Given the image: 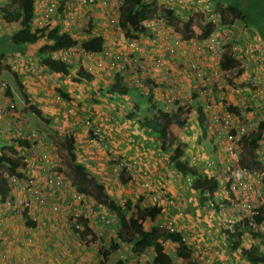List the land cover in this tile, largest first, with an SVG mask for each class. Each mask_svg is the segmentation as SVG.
Wrapping results in <instances>:
<instances>
[{"label": "crops", "instance_id": "crops-1", "mask_svg": "<svg viewBox=\"0 0 264 264\" xmlns=\"http://www.w3.org/2000/svg\"><path fill=\"white\" fill-rule=\"evenodd\" d=\"M8 1L9 0H3L0 5L1 8L5 7V4H7ZM189 1L192 4L194 0ZM60 4L62 6L61 8L64 10L63 14L71 16V18H67L70 26H64L65 20H63V18L66 16H63L61 10L58 9L57 13L50 21V27L57 26V28L62 29V31H66L67 33L71 34L77 39L78 42H80V40H84L86 35L88 37H91L92 34L101 35L103 38V49H106L110 52L118 51V49L121 50L122 48H124L122 51L125 50V48L127 49V46L125 45L119 46L118 43L121 42H119L118 34L113 30L112 27H110L107 23L105 24L104 21H98L100 19L97 18L101 17V13L98 12L99 10L95 11V13H91L94 17L93 20L91 18L82 19V13L90 10L91 6L81 3L80 0L60 1L59 6ZM244 6H246V3ZM167 9L172 10L170 7ZM192 17L193 16H189L187 18L192 20L191 22L193 23V29L194 22H196V20ZM197 20L199 24L202 22L201 19ZM235 20L237 19L233 20V24H235ZM165 23L167 25V22ZM88 24L91 25V33L89 35L81 33ZM160 26H162L161 22L157 21L153 27L148 29L146 28L145 34L139 35L137 38L139 44L142 45V47L143 43L148 45L145 47L148 49V51H145L144 49V52L141 51L140 54L136 53L137 56L142 57L143 59L141 61L142 67L145 65L143 69V72L147 75L144 76L147 78L145 82L147 84L151 83V80L153 81V79L163 82L162 78L155 77L156 71L158 69L153 66V63H151L154 56L161 57L163 61L165 60L164 62L167 63L166 65H168V68H170L172 71H175L174 73L176 79L174 77L171 79H175V81L178 79V81L181 82L180 84H184V90L187 91L185 94H190L185 97L184 103L181 104V101L179 102L180 106L185 105L189 107L186 111V124L179 129L176 127L171 128V132L175 134L176 138H174V141L171 144L166 137L164 140L165 144L163 145V150H161L159 147L161 146V141H163V136L151 134L147 135V133H144L137 124L140 114L139 108L136 111V115L138 117H136L135 120L133 118L129 119L126 117V115L129 113L131 108L125 106V108L123 107V111L119 112L113 108L114 104L112 105L111 100H107V98H103L97 93L99 84H101L102 88H104L112 82L110 81L109 76L103 79L99 73L97 75L98 78L96 77V81L86 89L81 83H75L69 80L67 81V79H70L72 76L71 74L61 77L58 74H52L44 69V67L38 62V41L30 44H16V49H13L14 51H12V57H14V59L19 63L16 65L15 70L12 72H4L2 77L4 78V75H8L7 77L14 81L16 87L20 91L23 101L26 99L28 100L29 104H32L37 109L40 108L39 111L41 112L39 118L47 117V119L50 118L54 122L59 121L62 123V125H71V123H73V127L77 128L78 134L73 139L74 143L72 151L77 152V157H79L77 161L82 162L88 170L91 167V170L95 171V175L99 172V170L103 171L104 165L107 167L108 162H106V160L103 158L97 159L96 155H94L95 152L91 147L92 145L87 143V135L89 133L87 132L88 130L86 131L87 128L83 130L78 126L79 122H81V117L89 118L94 125L100 128L101 132L103 133L102 136L108 140L110 145L112 144L114 147V150L117 153V158H115L121 160L124 162V164H130L133 166V173L131 175L136 174V179L144 181L145 179L147 180L150 178L155 181L156 187H159L160 185L164 188H167L169 186V192L172 193L171 197H169L173 201L174 205L178 203L181 206L180 209H182V213L179 215L178 219L180 228L182 229V237H188L187 240H191L189 239V236H193L194 233L196 234L194 241L198 253L194 252L195 257H209L211 258L210 260H212L211 264H246L244 257L240 255L238 249L232 251L231 253H228L225 249V246L223 245L225 238L222 233L218 231L214 222V217L217 216V212L212 217L210 212H208L206 209L204 210V207L201 206L197 200V193H195V191L191 190L190 188H188V190H186V188L184 189L183 185H185V183L183 180L186 177H182V175L177 173L172 168V151L174 146L177 144L184 143L183 145L185 149L183 148L184 152L182 158L185 159L189 164H194L196 162L203 163V161L206 160V156L212 160L217 157V153L213 152L215 147L213 140L212 142H208V140L213 137L211 130L212 127H210V117L212 114L211 112L220 111L221 113L223 111H221L222 109L220 104L218 107L214 103L215 98L211 96L209 100L206 99L208 95L205 96L199 94L198 97L195 98L197 92L196 84L193 82L195 81L194 77L187 70V62L188 60L190 61L196 58V56H194L196 53V47L178 44V49L181 51L179 55H177V50H175V54L173 55L174 57L166 53L164 45L167 44V42L165 40H157L161 35L160 33L162 29ZM196 26H198L197 22ZM246 26L248 28H253L248 25ZM37 27L38 24H36V20L33 19L32 28ZM18 28V22L9 23L2 18V14L0 13V37L7 38L8 41H11L10 36ZM253 32L258 35L256 31ZM150 44H154L157 46L155 48L158 49H153L149 46ZM71 49H76L79 52V59L82 53L79 45L77 44ZM1 55H10V53H0V56ZM133 58L135 57L133 56ZM205 59L206 58L199 59L202 66H204ZM179 62H182L183 64V66L180 65V68L178 67L179 64H177ZM83 64L85 65V63ZM27 66L31 70H27ZM38 67L41 68L40 72H37ZM35 71L40 74L42 79H38L39 77L37 76L39 75H35ZM247 71L249 79L254 77L255 83H264V73L262 74V72H255L253 74L249 67H247ZM105 72L107 71H104V73ZM108 74L110 75V73ZM47 75H49L52 79H44ZM241 77L243 78V74L242 76L234 77V80H232L234 81L233 84L235 85V81H238L241 84ZM165 79L167 80V78ZM229 79H232V77ZM4 80L6 81L5 78ZM46 80H48L47 82H51L50 84L53 85V87L49 86L47 88L44 85ZM66 82H68V84ZM7 85L9 90L6 92V94L12 98V93L14 94V92L12 91L8 82ZM77 86L84 87H81V89ZM170 87L172 88V86ZM170 87L169 90H171ZM56 89L59 90L56 91ZM61 90H63V92L68 95L67 99L63 96V99L59 98V95H57L58 93H61L62 95L64 94L60 92ZM211 90L213 91V89ZM136 92L138 96H142L141 92H138L137 90ZM233 96L234 98L229 97L230 102L228 100H226V102H228V105L240 108H234V110L236 109V111L239 113V117H242V120H244V118H248V123L252 127L251 131L255 130L257 124L264 120V117L261 119L260 116V113L264 112V109H261L260 106L261 104L264 105V99H262L264 96H258V99H251L247 94L246 88L236 90L235 95ZM151 97H153V95ZM125 99L127 100L129 98L127 97ZM155 101L158 102L157 100ZM253 102L259 105L260 108L257 106L253 108ZM19 107L20 106H18V108ZM22 107H24L23 109L27 110L25 101L24 106ZM197 107L202 109V113L200 112L202 114L201 117L198 114ZM248 107L253 108L251 110L252 112L250 111L251 114L249 115L246 114V112H248L246 111V108ZM71 108H73L74 111ZM103 109H105L106 112H104ZM71 111H73V113H71ZM99 111L101 114H99ZM60 127L63 128V126ZM210 146L211 149L209 150L208 148H210ZM254 151L255 153L261 151L260 153L264 154V130L262 131L258 146ZM260 156L262 157V155ZM86 160H88V162H86L88 164L84 163ZM34 176L36 184L42 187L47 201L43 206L34 203L29 210L25 211L24 218L21 216L17 217L10 211H6L4 213L3 222L0 224V243H2L3 246L4 256L2 259H0V264H99L100 256L97 254V250L95 251L96 253H94L92 249V251L87 254L86 252L83 253L81 250H84L86 247L90 246L84 245L83 248L80 247L79 251L75 248L77 245L81 246L83 243L79 240L77 241L78 238H76V241L79 243H76L74 240L70 223V220H72L71 215L77 210L80 211V215L86 212L83 213L81 211V206H79L78 202L74 201L66 191L60 192L48 188L45 185L44 173L42 171H39L36 174L34 172ZM226 178L227 175L224 174L220 182L225 183ZM122 179L117 182L123 183ZM136 179L134 182H136ZM129 180L130 178L127 181ZM116 190L119 192L118 187H116ZM165 192L167 191L165 190ZM15 194L20 195L19 192H15ZM112 195H115V193ZM2 198H4V195H2ZM174 205L167 204L166 200L162 199V212L159 218H161L163 215H167V218L174 220L176 215V211L173 207ZM52 206H56L57 209L61 210L60 212L64 213L60 219L57 216L61 213H59L58 210L53 211ZM206 214L208 215L207 217L205 216ZM85 216L89 219V225L91 229L95 235L99 237L101 232L95 228V220H97L96 217L92 216L91 214L87 215V213ZM26 217L32 221V224L27 222ZM233 222L237 223L236 216H234ZM98 223L100 224L99 221ZM101 224L102 225H99L100 229L103 228V231L107 233L106 229L111 225H106L103 222ZM112 228L115 234L114 227ZM98 232L100 233L98 234ZM109 233L110 230H108L107 233L109 235L108 240L114 241L112 234ZM245 237L246 236L241 237L240 245L242 244V246H249L251 241L249 238L245 240ZM172 247L174 248V246Z\"/></svg>", "mask_w": 264, "mask_h": 264}, {"label": "rangeland", "instance_id": "rangeland-1", "mask_svg": "<svg viewBox=\"0 0 264 264\" xmlns=\"http://www.w3.org/2000/svg\"><path fill=\"white\" fill-rule=\"evenodd\" d=\"M63 1H65V0H63ZM113 1H114L113 2L114 8L111 7L110 10H109L108 6H104L99 1H96L94 4L91 5L90 10L82 13L81 18L82 19L91 18L93 20L94 17L91 13H93V12L95 13V11L99 10L98 12L101 13V17L97 18V19H100L98 21L99 22L104 21L105 24L106 23L108 24V18H110V16H112V14L116 12L117 7H118V11H119V6L122 4L123 0H113ZM155 1H156L157 6H161L164 8L170 7V9H172L171 10L172 13L177 14V16H179L182 19H185L189 16H193L192 18H194L196 20V22L198 23V26H196V22H194V27H193L191 34H186V33L184 34L182 31L177 30L173 27H170L167 25H162V26H160V28L162 29L161 33H160L161 35L159 36V38L157 40H159V41L165 40L167 42V44L174 46L175 50H177V55H179V53L181 52L178 49V44H181L184 46H187V45L188 46H195L196 48H200L201 44H202V40L205 37L204 36L205 35L204 34V25L206 23H208L206 21V18L203 16V14L199 10L194 8L191 5L189 0H155ZM153 17L154 16L148 17V19H151ZM197 19H201L202 22L199 24ZM234 22H235V24L232 23L231 25L230 24L224 25V24L220 23L219 19H218V21H216V24H213L211 26V32H208V33L209 34L210 33L215 34L218 37V39H220L224 43L231 42V46L233 45V46L241 47V46H243V44L245 42L249 43L251 51H250V53H248V55H245V53L243 52V49H242V51H240V49H237L238 52L235 50L236 53H238V58H239L240 63H241V71H240V67H239L238 70L233 69L227 73L219 72V73L214 75L212 84H208V83L204 84V82H200L196 78H194L195 81H193V82L196 84V91H197L195 98H197L199 94L205 95V96L208 95L206 98L208 100H209L210 96L215 98L216 101L214 100V103L218 107L220 104V107L222 109L221 111L227 110V111H231L237 115L236 116L237 125H239L240 127L243 128V132L247 133V132L251 131V128H252L251 125L248 123V118H244V120H242V117H239V113L236 111V109L234 110V108H237V107L228 105V102H226V100L229 101V97L234 98L233 95H235L236 90H240L242 88H246L247 94L250 96L251 99H253V98L258 99V96L255 95V90H256V86H257L255 84V78L251 77V79H249L247 67H249L252 70L253 74L258 69L257 67H261L262 70H264V61H259V59H258L259 56H260L259 58H264V45H263L262 40L259 38V35L257 36L252 30L249 31L248 27L246 26V25L250 26L249 24H245L243 21H241L239 19L235 20ZM155 24H156V21H155ZM84 26H85V24H84ZM115 40H117V39H115ZM119 42H120V40H119ZM118 44H119V46H124V45L127 46L126 43H123V42L118 43ZM139 46H140L139 47L140 50L138 48V52H133L128 47H127V49L125 48V50H123V51H122V49H124V48H122L121 50L118 49V51H113L114 53H120L127 63L128 71L123 72V76L126 78L127 84L131 88H137V91L141 92V94H142V96H138L137 92L134 91L131 95L133 98L132 100L140 102L138 104L139 109H140L139 112L141 115H144L145 114L144 107L146 106L147 96L150 94V92L148 90L149 89L152 90L154 88V90L151 92V96L153 95L152 98L154 100L158 101V105L162 106V107H167V109H169L170 111H174L177 106H180L179 102L181 101V104L184 103L185 97L187 95H190V94H188V93L185 94V92H187V91L184 90L185 89L184 84H180L181 82L178 81V79H177V81H175V79H176L175 78L176 76L174 73L175 71H172L170 68H168V65H166L167 63L164 62L165 60L162 61L163 59L161 57H157V56H154V58H152L151 63H153V66L158 69L156 71L155 77L162 78L163 82L153 79V81L151 80V83H148V84L145 83V80L147 79L146 77H144L147 75L143 72L145 65H144V67H142L141 61L143 59H142V57L137 56L136 53L140 54L141 51L144 52V49H145V51L146 50L148 51V49L145 48L148 45L143 43V47L140 44H139ZM149 46L152 47L153 49H158V48H155L157 46H155L154 44H150ZM15 47H16V44H14L13 42L8 41L7 38L0 37V53L1 54L10 53V55L13 56L12 51H14L13 49H16ZM258 50L260 52H258ZM69 52H73V55H72L71 59L67 60V62L71 63V61L72 62L74 61V65H75L76 61L78 59L79 52L76 49H74V50L71 49V50H69ZM132 55L135 58H133ZM74 56H76V57H74ZM157 59H160L162 61V63L159 64L158 66H157V62H156ZM192 61H194V59H192L190 61L188 60V62H187V64H188L187 70L191 74H193L192 69H191V62ZM197 62L199 64H201L200 60H197ZM208 63H209V60L205 59L204 60V66H202V64L200 66L204 68L205 66H207L205 64H208ZM177 64H179L178 65L179 68H180V65L183 66L182 62H179ZM76 67H77V65H76ZM40 71H41V68L38 67L37 72H40ZM106 71L107 72H105V73L102 72L100 74L99 73H96V74L101 75V77H103V79H105V78H107V76H109L110 81H112L111 80L112 75L114 73H116L117 70H106ZM108 73H110V75ZM263 73H264V71H263ZM242 74H243V78L241 77V80H242L241 84L238 81H235V85H234L233 84L234 81H232V80H234L233 78L238 77V76H242ZM71 75H72V73H71ZM97 75H96V77H97ZM7 76L8 75H4V78L9 83L12 91L14 92V94L12 93V96H13L12 98H13L14 103L16 104L17 107L20 106L19 108H21L22 112L25 113L26 118H27V122H28L30 128H35V129L42 131L46 137L47 145L49 146L50 151L52 152L51 158L53 159V164H52L53 171H55L56 173L62 174V176H63V178H64V180L68 186L75 188V189L82 187L85 190V192L83 193V197L81 199L82 202L78 203V204H79V206H81L80 208H81V211L83 213L86 212L87 215L91 214L92 216L96 217L97 220H95V222H96L95 228H96V230H100L101 233L98 232V234L99 233L100 234H99V239H97L96 242L88 245L90 247H86L84 250H81L83 253L86 252L88 254L92 251V249H93V252L96 253L95 252L96 248L99 245H103V246L107 247L110 245L112 246L115 242H117V237L115 236L113 228H112V227L117 225L116 223H118V225H119L118 214L115 212V209L117 208L118 211L123 210L124 204L127 200L131 201L132 203L148 206V205H152L155 203L161 204V200L163 199V200H166L167 204L174 205L173 201L170 198L172 193L169 192V189H170L169 186L167 188H164L163 186H160V185H159V187H156L155 181H153L150 178L147 180L145 179L144 181H140V180L136 179V174L131 175L133 173V170H132L133 166H131L130 164H124V162H122L119 159H116V161H114V162L110 161L109 157L107 158L106 150H104V148L101 145L96 146V145L92 144L91 147H92L93 151L95 152L94 155H96V158L97 159L103 158L104 160H106V162H108V166L106 167L104 165V167H103L104 170L103 171L99 170V172L96 175H95V171L91 170V167L88 170L87 167H85V165L82 162L77 161L79 158V157H77V154H76L77 152L72 151L73 143H74L73 139L78 134L77 128L73 127L74 126L73 123H71V125H64V124L62 125V123H60L59 121L54 122L50 118L47 119V117L39 118L36 115L32 114L30 111L23 109L24 107H22V106H24V101L22 99L20 91L16 87L14 81ZM137 76L142 81V87L135 86L132 82V80L134 78H137ZM173 77L175 79H171ZM231 77H232V79H229ZM49 78L52 79L49 75H47L46 78H44V79H49ZM165 78H167V80ZM38 79H42V77L40 76V78H38ZM68 80L69 79H67V81ZM47 81L48 80H46V82H44V85L47 88L49 86L53 87V85L50 84L51 82H47ZM66 83L68 84V82H66ZM260 84H262V83H260ZM168 86L169 87L172 86V88L170 87L172 91L169 90ZM77 87L81 88L84 86H77ZM84 88H86V87H84ZM211 89H213V91ZM58 90L59 89H56V91H58ZM60 92L64 93L63 90H61ZM159 92H164L163 98L159 96ZM154 93H156V94H154ZM57 95H59L60 99L62 98L61 93H58ZM156 97H157V99H156ZM262 99H264V97ZM166 100H167V102H166ZM101 103L103 104L102 101H101ZM111 103H112V105L117 104L118 106H122L124 108H125V106H128V108H130L131 107L130 106L131 98L127 99V100L118 98V99L114 100V102H111ZM253 103H254V105L252 104L253 108L256 106L258 108H260V106H261V109H264V105L261 104L259 106L255 102H253ZM243 107H245V106H243ZM253 108H250V107L246 108V111L249 112V113L246 112V114L247 115L251 114V112H252L251 110ZM71 109L74 111L73 108H71ZM237 109H240V108H237ZM75 110H76V108H75ZM73 111H71V113H73ZM103 111L106 112L105 109H103ZM217 112H220V111H217ZM99 114H101L100 111H99ZM106 114H108V113H106ZM260 116L262 119L264 117V112H261ZM83 119L84 118L81 117L80 120L82 121ZM91 125L97 127L100 130V128L98 126L94 125L92 122H91ZM57 126H63V128H64L63 131L65 130L68 134L62 135V133L60 131L61 129H57ZM78 126H79V128H82L83 130L86 129L85 127H83L81 125V122H79ZM87 130L88 129H86V131ZM247 130H249V131H247ZM100 133H101V135H103L101 130H100ZM165 138H166V135L163 136V140H165ZM175 138H176V136H175ZM212 140H213V143L215 146L213 152L217 153V157L215 159H213L214 161L212 159H210L208 156H206V160L203 161V163L196 162L194 164L192 163V165H195V167L199 171L206 170V171H203L204 173H208V174L211 173L214 175H216V173H218V174H225L226 175L225 171H226L227 165L224 162L225 152L220 151V149H218V147L216 146V144H217L216 140L217 139L214 136L211 139H209L208 142H212ZM183 144L184 143L181 144L182 148L185 149ZM188 145H190V144H188ZM237 145H238V147L242 148L239 143H237ZM111 147H112V153L117 158V156H116L117 153L114 150V147L112 146V144H111ZM208 149L210 150L211 146ZM113 150H114V152H113ZM260 152L261 151L255 153V155H253L252 157L249 156L248 160L254 159L259 163V165H258L256 170H253L250 172V175L245 176L246 180H249V177L251 175L255 176V178L253 180V188L255 187L256 189H253V190H254V199L256 201V204H259V202L261 201V196H260V187H261L260 177H261V175L258 174L260 172V171L258 172V170H261V169L264 170V154H261ZM260 155H262V157ZM208 160H209V163H207ZM86 162H88V160H86L84 163H86ZM213 162H214V164H213ZM72 164H78V165H81L83 168H86L87 172L90 175H92L96 181H98L97 183L99 184V186L95 187V185L92 184L91 180L89 179V177L86 175L85 172L74 171L71 168ZM86 164H88V163H86ZM212 164H213V166H212ZM210 165L212 167H209ZM210 168H212L213 171H210L209 170ZM215 168H217V169H215ZM134 176H135V178H134ZM227 176H228V174H227ZM128 177L130 178V180L126 181V183L117 182L122 178H128ZM135 179H136V182H134ZM229 179L230 178H226L225 183L219 181L220 184L218 186V190H217V192H215L214 201L215 202L217 201V203H221L219 209L216 210L215 207L208 208L206 205L207 203H205L203 205V207H204L203 209L204 210L208 209L207 211L212 214V217L217 212V216L214 217V222H215L216 227L225 218H227L231 222H233L234 216L240 215V214H237L236 210L235 211L230 210V208H228V204H226V202H228L227 201V198H228L227 191H228V186H229ZM257 179H258V181H257ZM183 181L185 183V185H183L184 189L186 188V190H188V188H190V187H188L189 184H187V182L185 181V178ZM116 187H118L119 192L116 190ZM165 190L167 192H165ZM114 193H115V195H112ZM105 195H106V198H105ZM99 198H105V199H104V201H102ZM223 203L225 204V206ZM173 207L176 211V215H175L174 220L171 218H167V215H163L160 218V223L162 225H164V227H169V228L172 227L174 232H178L181 234L182 229L180 228V224H179L178 219H179V215H181V213H182L181 212L182 209H180L181 206L178 203H176V205H174ZM60 211L61 210L58 209V212L61 213V214H58V216H57L59 219L64 214ZM73 213H75V211ZM86 213H84V214L86 215ZM76 214H80V211L77 210ZM101 215L103 217H100ZM71 216L73 217L74 215L72 214ZM205 216L207 217L208 215L206 214ZM236 219H237V217H236ZM105 220H108L109 222L105 223L104 222ZM98 221L100 222V224L98 223ZM72 222L73 221L70 220V223H72ZM102 222L106 225H112V223L114 224L112 226H108V228L106 229L107 233H108V230H110L109 234H112L114 241L113 240L109 241L108 240L109 235L107 233H105V231H103L104 230L103 228L100 229L99 225H102L101 224ZM148 226H149V222H146L144 224V228H142L139 232L142 233V231H145V229H147ZM129 232L130 231H127L126 229H124L123 236L128 235ZM72 233L74 235V240L76 241L77 235L73 231H72ZM193 236L192 235L189 236V239H191V240H187L188 237L184 238L185 242L187 244V251H188V255L185 258L178 257V255H177L178 249H176V247H177L176 243L168 241V240L163 242L164 250L167 252L166 258H167V260H169L171 262L170 264H188L190 262L189 260H191L192 258L195 260V258H197V257H195V253H194V252L198 253L197 248L195 246V241H194L196 238V234L194 233ZM77 241H78V239H77ZM77 241H76V243H79ZM172 246H174V248ZM80 247L83 248L84 244H81V246L77 245L75 248H76V250L79 251ZM115 250L116 251L112 252V254L109 257V263L110 264H113V262L117 259L121 260L122 264H150V261L152 258V249L150 247H147V245L141 244L139 241L131 242V243L130 242H122L120 244V247L118 249H115ZM199 258L200 259L204 258V256H201ZM210 259L211 258H209V257H205V263H203V264H208L209 261H210V263H212V260H210Z\"/></svg>", "mask_w": 264, "mask_h": 264}, {"label": "trees", "instance_id": "trees-1", "mask_svg": "<svg viewBox=\"0 0 264 264\" xmlns=\"http://www.w3.org/2000/svg\"><path fill=\"white\" fill-rule=\"evenodd\" d=\"M35 0H9L5 7H0V13L2 18L9 22L15 23L18 22L19 28L12 33L10 36L11 42L17 45L35 43L39 42L37 49V58L40 65L44 67L47 71L52 74H58L61 76H67L72 73L69 81L75 83H81L86 88L90 87L96 81V75L93 72H90L86 69L87 60L84 56H81L77 59V65H74V61L71 63L67 60H63L60 56L57 58L52 57L53 53L60 52L61 50H68L69 47L74 45H79V47L89 53H98L103 50V38L101 35L92 34L91 37L87 35L84 37V40L77 41L71 34L62 29L57 28V26L50 27L46 23L42 27L32 28V23L34 19V2ZM66 1V0H65ZM212 7L214 9V14L219 19V22L222 24H232L234 19H239L245 24H250L253 28H248L249 31H257L259 38L262 40L264 45V0H210ZM246 3V6H244ZM61 4L58 9L61 10L63 14V8ZM156 15L160 19H165L167 25L173 27L177 30L182 31L184 34L192 33V20L190 18L180 19L175 13H172L171 10L157 6L155 0H123L122 4L119 6V16H118V25L123 31V35L127 39H136L139 35L146 33V27L142 22L148 17ZM91 25H86V28L81 32L84 34H90ZM211 23H206L204 25V36H207L211 32ZM208 33V34H207ZM257 35V36H258ZM233 46V45H232ZM231 42L224 44V51L221 59L218 64L220 69L223 72H228L230 70H238L240 67V61L238 58V50L234 51L232 49ZM241 55V54H240ZM85 63V65L83 64ZM241 71V68H240ZM146 83V82H145ZM134 89V90H133ZM137 88H131L127 84L126 78L123 76L121 71L114 73L112 82L106 87L102 88L99 84L97 88V93L103 98H107L114 102L116 99H125L131 98L130 111L127 113L126 117L129 119H136V111L139 108L138 102L133 101L132 93L136 91ZM150 94L147 96L146 106L144 107L145 114H139L137 124L144 133L147 135H166L169 143L172 144L175 138V134L171 132V128H181L186 124V111L188 106L182 105L177 106L174 111L168 110L166 107L158 105L151 97V90H148ZM67 99V94L62 95ZM62 97V98H63ZM26 103L27 110L33 113L34 115H40L39 109L34 107L32 104H29L28 100H24ZM124 101V100H123ZM124 103V102H123ZM113 108L119 112L123 111L122 106L117 104L113 105ZM198 114L201 117L202 112L201 108L197 107ZM201 112V113H200ZM173 125V126H172ZM264 130V120L260 121L257 124V127L253 131L243 133L238 143L242 148H239V163L241 166L246 167L250 170L257 169L259 163L256 160H248L249 156L255 155V149L258 146V143L261 139L262 131ZM215 137V135H214ZM169 138V139H168ZM216 138V137H215ZM165 141H161L160 149L163 150V145ZM183 148L181 144L174 146L172 151L173 163L172 168L182 175V177L189 178L190 183L188 187L191 190L197 193L198 202L203 206L208 201H214L215 192L218 190L221 178L224 174H211L204 173L199 171L195 165L189 164L183 156ZM2 159H0L1 161ZM111 161V160H110ZM214 161V160H213ZM8 162V160H7ZM209 163V160L207 161ZM214 164V162H213ZM212 164V166H213ZM15 164L9 162V170L11 172L14 169ZM211 165L209 167H212ZM71 168L77 172H85L86 175L91 180L92 184L95 187H98V181L87 172V169H84L81 165L72 164ZM217 169V168H215ZM213 171L212 168L209 169ZM128 178H123L122 182H126ZM261 187L260 192L264 197V174L261 176L260 181ZM0 187L2 189V195H5L3 183L0 181ZM82 194L85 192L84 188H77ZM104 197V196H103ZM106 198V195H105ZM105 198H99L104 201ZM221 203H215L214 207L216 210L219 209ZM224 204V203H223ZM228 204V202H226ZM225 206V204H224ZM208 210V209H207ZM261 215H253L252 219L255 222L261 221L264 215V208L262 206L258 208ZM115 212L118 214V223L114 226L115 236L117 237V242L112 246H103L99 245L96 250L97 254L100 256L99 264H110L109 257L112 252L116 251L120 247L122 242H137L139 241L143 245H147L152 249V258L150 264H170L171 262L167 260V252L164 250V241H171L177 244L176 249L178 257L185 258L188 255L187 244L182 235L178 232H170L164 225L160 223V214L162 212L161 204H152L144 206L141 204L132 203L127 200L124 204L123 210L118 211L115 209ZM27 218V217H26ZM72 231L77 235V238L84 245H89L94 243L98 236L95 235L93 230L89 225V219L85 214H78L75 217H72ZM27 222L32 224L27 218ZM149 222V226L145 231L139 232L144 228V224ZM112 225H114L112 223ZM111 225V226H112ZM219 232L225 238L224 243L225 249L228 253H231L234 250L239 249L240 254L244 257L245 261L248 264H264V249H261L258 245L250 243L249 246L240 245L241 237L245 233H251L253 238L257 237L259 234L251 230V227L247 219H243L240 222L232 224L230 227H224L219 229V226L216 227ZM126 229L130 231L128 235L123 236V231ZM188 264H203L205 263V258H192L189 260ZM113 264H122V261L117 259ZM208 264H211L210 261Z\"/></svg>", "mask_w": 264, "mask_h": 264}, {"label": "built area", "instance_id": "built-area-1", "mask_svg": "<svg viewBox=\"0 0 264 264\" xmlns=\"http://www.w3.org/2000/svg\"><path fill=\"white\" fill-rule=\"evenodd\" d=\"M2 1L3 0H0V5ZM59 1L60 0H35L33 2L35 12L34 20H36L38 27H42L46 23L49 24L56 13ZM80 1L87 6H91L96 1H99L102 5L108 6L109 10L111 7L114 8L113 0ZM191 5L203 14L207 22L212 25L216 24L218 18L213 12L214 9L210 0H194ZM118 15L119 11L117 7L116 12L108 18V25L117 32L120 42L126 43L131 51H138V40L125 38L123 31L118 25ZM67 18H71V16H67ZM67 18L65 19L64 26H70ZM155 21H160L162 25H166V20L160 19L156 15L151 19L144 20L142 24L148 29L155 25ZM224 44L225 43L218 39L213 33L204 37L201 47L196 48V53L194 54L196 58L191 62L192 75L194 78L200 82H204V84H212L214 75L223 72L220 69L218 62L223 55ZM164 48L166 53L172 56L175 54L173 46L165 44ZM232 49L234 51L237 49L242 51L243 49L245 55H248L251 51L249 43L246 42L241 47L232 46ZM69 50L71 49L53 53L52 57L57 58L60 56L63 60H69L73 55V52H69ZM258 52L260 51L258 50ZM81 56H84L87 60L86 69L94 74L106 70H117L121 71V73L128 71L127 63L120 53H114L103 49L98 53L82 51ZM259 57V61H264V58ZM201 58L209 60V63L206 64L207 66L204 68L197 62V60ZM162 61L157 59V66L161 64ZM18 63L19 62L11 55L0 56V159H2L0 161V181L3 183L5 192L4 198H2L3 191L0 187V224L3 222V215L6 211L12 212V214H15L17 217L21 216L24 218L25 211L29 210L34 203L40 206H43L46 203V195L43 192L42 187L36 184L34 172L35 174L39 171L44 173V182L48 188L56 191L67 190L69 196L78 203L82 202L81 199L83 197L81 192L67 185L62 174L53 171V159L51 158L52 152L47 145L45 135L38 129L30 128L25 113L22 112L21 108L16 106L13 98H10L6 94L9 87L2 77V74L4 72H12L15 70ZM26 68L27 70H31L28 66ZM257 68L256 72H262L263 74L264 70H262L261 67ZM34 74L39 75L37 77L40 78V74L36 71ZM132 82L135 86L142 87V81L138 76L137 78H134ZM255 84L257 85L255 95L264 96V83L260 84L256 82ZM153 90L154 88L151 91ZM159 96L163 98L164 92H159ZM211 113L210 127H212V133L217 139L216 146L220 151L225 152L226 155H224V162L227 165L225 173L226 175L228 174L227 178H230L227 191L228 208H230V210H236L237 214L241 215L236 216L238 219L237 222L247 219L251 230L254 232L256 231L259 234L257 237L253 238L251 233H245V240L249 238L251 241L250 243H254L261 249H264V217L259 222H255L252 219L253 215H261L258 208L261 206L264 208V197L260 192L261 201L259 204H256L253 190L256 189L255 187L253 188V180L255 176L251 175L252 177L250 176L249 180L245 179V176L250 175V172L255 169L250 170L241 166L239 163L238 151H240V147H238L237 143L240 136L244 133L243 128L237 125V115L231 111L224 110L221 113ZM81 125L88 129L87 143L96 146L101 145L104 150H106L109 160L113 162L116 161V158L112 153L111 145L108 140L101 135L100 130L95 126H92L91 121L88 118H84L83 121H81ZM57 129H61L60 131L62 135L68 134L65 130L63 131V128L60 126H57ZM9 162L15 164L12 172L9 170ZM258 172L261 176L264 174L263 169L258 170ZM186 182L187 184L190 183L189 178H186ZM15 192H19L20 195H16ZM214 202L215 201L213 200L208 201L206 204L207 207H214ZM52 210L57 211L58 209L56 206H52ZM76 215L78 214L75 212L74 217ZM104 222L108 223L109 221L105 220ZM234 223L235 222H231L229 219L225 218L218 226L219 229H223L224 227H230ZM166 228L170 232H174L172 227ZM223 245L225 246L226 244L224 243ZM3 256V246L2 243H0V259H2ZM246 264H248V262H246Z\"/></svg>", "mask_w": 264, "mask_h": 264}, {"label": "clouds", "instance_id": "clouds-1", "mask_svg": "<svg viewBox=\"0 0 264 264\" xmlns=\"http://www.w3.org/2000/svg\"><path fill=\"white\" fill-rule=\"evenodd\" d=\"M60 1H63V0H60ZM60 1H59V2H60ZM58 7H59V3H58ZM56 13H57V9H56ZM56 13H55V14H56ZM63 16H66L65 18H63V20H65V19L67 18V16H70V15H64V14H63ZM118 16H119V15H118ZM53 17H54V16H53ZM53 17H52V18H53ZM49 24H50V22H49ZM113 30H114V29H113ZM74 46H75V45H74ZM74 46L69 47V49H71V48L74 47ZM81 50H82V49H81ZM82 51H83V50H82ZM82 121H83V120H82ZM212 136H214L213 133H212ZM185 181H186V178H185ZM60 192H64V190H61ZM66 192L68 193L67 190H66ZM73 214H74V213H73Z\"/></svg>", "mask_w": 264, "mask_h": 264}]
</instances>
